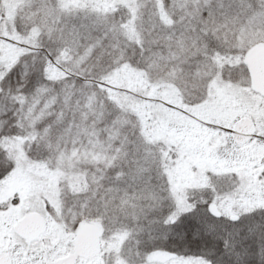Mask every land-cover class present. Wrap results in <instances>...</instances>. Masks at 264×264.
Here are the masks:
<instances>
[{"label": "snow or ice", "instance_id": "1", "mask_svg": "<svg viewBox=\"0 0 264 264\" xmlns=\"http://www.w3.org/2000/svg\"><path fill=\"white\" fill-rule=\"evenodd\" d=\"M256 52L264 0H0V182L37 176L60 205L45 200L44 216L20 194L0 200V264H87L75 249L86 223L134 238L127 264H264L251 177L186 195L179 145L154 136L161 106L191 116L255 93ZM215 158L234 166L227 149ZM37 212L46 238L18 230Z\"/></svg>", "mask_w": 264, "mask_h": 264}, {"label": "rangeland", "instance_id": "2", "mask_svg": "<svg viewBox=\"0 0 264 264\" xmlns=\"http://www.w3.org/2000/svg\"><path fill=\"white\" fill-rule=\"evenodd\" d=\"M161 109L163 112L162 106ZM191 110L199 112L194 113L198 118L212 117V120L205 118V123L224 125V130L216 131L205 126L200 128L195 124L181 127V120L170 115L154 128L156 140L164 141L167 145H179L175 179L186 189L185 194L189 196L200 194L210 187L211 180H216L218 175L237 173L251 177V182L245 188L248 196L257 200L264 196V188L256 181V178L264 173V98L252 91H248L247 94L222 95L216 104ZM215 114L216 117L213 116ZM243 118L250 119L257 132L250 141L240 145L234 142L232 129L234 124ZM176 128L182 131L177 134ZM229 144L230 149L227 148ZM225 149L230 156L235 157L232 168L225 167L218 158H215V153ZM0 183L3 185L0 187V200L20 194L24 197L26 206H31L33 200L38 201L39 211L43 212L44 216H49V213L44 211V202L47 200L59 214V202L53 198L54 188L45 185L37 176L13 177ZM108 227L112 228L111 225ZM48 235L47 231L41 237L46 238ZM103 237L100 254L94 259L84 261L87 264H127L129 250L136 247L134 238L114 231L105 232ZM106 243L108 247L105 248Z\"/></svg>", "mask_w": 264, "mask_h": 264}, {"label": "water", "instance_id": "3", "mask_svg": "<svg viewBox=\"0 0 264 264\" xmlns=\"http://www.w3.org/2000/svg\"><path fill=\"white\" fill-rule=\"evenodd\" d=\"M255 79V92L264 97V52H256L249 61ZM255 127L248 119H243L234 126V138L237 143H245L252 138ZM24 234L36 237L45 230L43 219L38 214L24 218L18 226ZM105 232L104 227L98 223H86L78 230L75 240L76 254L85 259L95 258L101 250V237Z\"/></svg>", "mask_w": 264, "mask_h": 264}, {"label": "flooded vegetation", "instance_id": "4", "mask_svg": "<svg viewBox=\"0 0 264 264\" xmlns=\"http://www.w3.org/2000/svg\"><path fill=\"white\" fill-rule=\"evenodd\" d=\"M190 113H191V116H188V117H181V127H187L188 125H190V124H195V125H197L198 127H204V123H205V121H204V119L206 118V119H209L208 117H205V118H198V117H196L195 115H194V112H192V110L190 111ZM198 121H200V122H204V123H200V122H198ZM208 124V123H207ZM232 135H233V133H232ZM215 181V182H214ZM211 180V185H214V184H216V180ZM211 185H210V187H211ZM201 192H204V191H201ZM200 192V193H201ZM200 194L198 193V194H196V196H199ZM46 233H47V230H46ZM60 235L61 234H57L56 235V238L57 239H59L60 238Z\"/></svg>", "mask_w": 264, "mask_h": 264}, {"label": "trees", "instance_id": "5", "mask_svg": "<svg viewBox=\"0 0 264 264\" xmlns=\"http://www.w3.org/2000/svg\"><path fill=\"white\" fill-rule=\"evenodd\" d=\"M163 114L166 115V117H167V115H170L175 119H178L182 116V114H180V113H172L169 109H164Z\"/></svg>", "mask_w": 264, "mask_h": 264}]
</instances>
